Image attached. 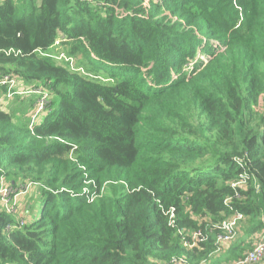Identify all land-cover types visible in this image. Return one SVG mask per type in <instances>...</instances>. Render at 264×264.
I'll list each match as a JSON object with an SVG mask.
<instances>
[{
	"label": "trees",
	"instance_id": "16d2710c",
	"mask_svg": "<svg viewBox=\"0 0 264 264\" xmlns=\"http://www.w3.org/2000/svg\"><path fill=\"white\" fill-rule=\"evenodd\" d=\"M262 233L264 0H0V264H231Z\"/></svg>",
	"mask_w": 264,
	"mask_h": 264
},
{
	"label": "built area",
	"instance_id": "2783aa9c",
	"mask_svg": "<svg viewBox=\"0 0 264 264\" xmlns=\"http://www.w3.org/2000/svg\"><path fill=\"white\" fill-rule=\"evenodd\" d=\"M56 45H60L59 42L56 43ZM215 52L218 53L221 50H223V46L220 44L214 45ZM64 56V53H62L59 58L61 59ZM201 61L206 64L210 56L208 54L205 55V53L199 54ZM12 90V88H11ZM41 94L40 92H36L30 89L25 90L24 95L25 96H32V95ZM12 95V94H10ZM48 102V97L46 95H43L40 99H37V107L36 112L31 118L32 123L36 121L38 114L42 112ZM249 179V176L245 173L244 175H241L240 178L232 183V187L236 188L238 186L246 185L247 180ZM13 190H4L3 191V203L2 205H5L9 213L15 212L13 207L10 206L9 201V194L12 193ZM89 192V191H88ZM88 196L89 202L95 201V199L98 196H101L97 193L88 194L85 193ZM233 197L227 198L224 201L225 206L230 211V215L227 216L224 220H222L219 223L213 224V226L210 228V233L215 232L217 230L216 235V245L217 249L214 254L219 255L222 254L225 249H223V246H225L228 250V247L232 245L234 242H236L240 238V227L241 222L246 220V216L241 213L236 207L234 206L232 202ZM170 225L175 226L176 225V212L175 209H171L168 211ZM20 225H24V221L20 222ZM15 226H10V228H14ZM207 233V232H206ZM181 236H183L184 245L187 248L193 249L199 245V243H203L205 240H207V234L200 229L196 231H189L188 235L191 237L190 240L187 239V236L185 233L179 232ZM162 264H190L189 261L185 258H172L170 261H163L160 262ZM236 264H264V239L257 242L254 247L249 251L244 258L239 260Z\"/></svg>",
	"mask_w": 264,
	"mask_h": 264
},
{
	"label": "rangeland",
	"instance_id": "374dc122",
	"mask_svg": "<svg viewBox=\"0 0 264 264\" xmlns=\"http://www.w3.org/2000/svg\"><path fill=\"white\" fill-rule=\"evenodd\" d=\"M61 48V47H60ZM61 54L62 53H64V52H60ZM60 54V55H61ZM207 53H205V55H206ZM59 55V56H60ZM64 55H65V53H64ZM28 99H25V102L27 101ZM14 105L16 104V103H13ZM16 105H18V104H16ZM29 186H24V187H21L20 189H19V191H17V190H13L12 191V193L11 194H13V196H11L12 198H13V202H10V206L12 207V203L14 204V206H16V204L20 207V209H21V205H20V201H22V199H23V196L26 194V192H28L29 190H30V187L28 188ZM25 201V200H24ZM24 201H22V202H24ZM22 210V209H21ZM32 212H34L35 214H38L39 213V216H40V206H38V207H35L34 209L33 208H31L30 209V212H28L29 214L30 213H32ZM22 213H26L25 211H22ZM34 213H32V217L33 216H36ZM243 223H244V221L243 222H241V225H243ZM243 234L242 233H240V238L236 241V243L239 241L240 242V240L243 238ZM264 239V233H262V234H257L256 236H254V237H252L251 238V240L250 239H248V242H251L250 244H248L249 246H251V248L250 249H248L247 250V252L245 253V255L249 252V251H251V249L254 247V245L257 243V242H259L260 240H263ZM235 244V242L232 244V245H234ZM244 255V256H245ZM244 258V257H243ZM238 262V261H237ZM237 262H233V263H231V264H236Z\"/></svg>",
	"mask_w": 264,
	"mask_h": 264
},
{
	"label": "crops",
	"instance_id": "0c3cea01",
	"mask_svg": "<svg viewBox=\"0 0 264 264\" xmlns=\"http://www.w3.org/2000/svg\"><path fill=\"white\" fill-rule=\"evenodd\" d=\"M35 99H37V97H35ZM235 244H236V242H235ZM221 256H223V254H221ZM221 256H220V257H221Z\"/></svg>",
	"mask_w": 264,
	"mask_h": 264
}]
</instances>
